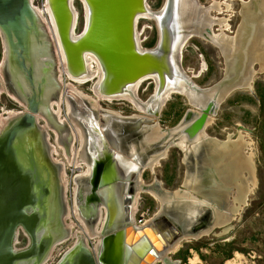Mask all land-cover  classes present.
<instances>
[{"label":"water","instance_id":"1","mask_svg":"<svg viewBox=\"0 0 264 264\" xmlns=\"http://www.w3.org/2000/svg\"><path fill=\"white\" fill-rule=\"evenodd\" d=\"M82 1L84 25L73 37L70 0H48L68 76L78 82L90 79L95 72L88 70L85 54H92L100 73L94 93L128 99L147 115L102 109L66 86L67 115L81 136L76 164L85 162L88 168L74 179V205L89 235L99 240L94 251L78 233V241L57 264H154L157 259L179 264L167 257L168 250L183 237L196 238L229 223L247 199L242 135L237 130L220 141L207 136L204 127L230 92L251 88L252 75L264 71V0H240L241 21L234 36L222 32L229 27L224 17L208 14L209 9L221 12L214 0L207 7L198 0H165L156 13L146 8V0ZM139 15L157 22L154 49L139 47ZM214 23L220 29L216 34L211 30ZM45 28L31 0H0V31L7 49L2 68L6 80L0 89L26 108L0 126V264H42L51 247L70 233L63 221L66 183L59 179L64 165L54 160L45 128L56 133L69 164L74 136L66 120H59L62 82ZM191 34L209 39L223 55L225 72L209 88L197 87L182 72L180 53L178 61L179 47ZM255 62L257 71L252 68ZM145 76L155 79L156 89L141 103L135 88ZM169 91L185 93L192 109L176 127L161 129L159 107ZM52 102L57 111L51 109ZM170 145L183 152L182 184L174 192L163 190L156 179L143 185L142 169L152 170ZM100 206L105 216L95 232ZM19 231L28 238L23 248H16Z\"/></svg>","mask_w":264,"mask_h":264},{"label":"rangeland","instance_id":"2","mask_svg":"<svg viewBox=\"0 0 264 264\" xmlns=\"http://www.w3.org/2000/svg\"><path fill=\"white\" fill-rule=\"evenodd\" d=\"M203 5H209L213 0H198ZM218 1L221 12H212L214 17H224L229 28L225 34L234 36L237 25L241 21L239 9L240 0H214ZM247 1V0H242ZM147 5L152 11L159 10L164 0H146ZM45 0H32L33 7L42 9ZM74 7L78 12V22L75 29L76 34L81 32L84 25V5L79 1H74ZM136 28L140 33V41L143 48L149 49L155 46L157 42L156 24L147 19H139ZM217 26L214 31L217 33ZM152 44V45H151ZM54 46V57L57 71L59 74V60ZM181 65L188 76L192 77L194 83L199 87H209L222 78L224 72V59L220 51L210 43L199 38H190L181 49ZM5 52L2 39L0 37V67L4 64ZM203 66V67H202ZM257 69V67H256ZM62 91L60 95L65 99V85L69 80L65 75L62 76ZM264 85V72L256 73L251 82V88L236 89L220 103L216 112V117L206 126L205 133L209 137H215L217 140L225 141L227 134H236L239 130L242 139L245 141L244 153L251 157L255 170L254 186H250L251 191L247 197V203L240 209L236 216L225 226L215 228L213 233L203 236L199 239L181 241L180 246L174 252L169 254L171 260H180L179 264H187L188 259L195 252L204 264H225L228 260L233 259L236 253L242 254L240 259H235V264H264V113L262 112L260 97L256 93L257 85ZM82 93L93 96L90 91L91 82L75 85ZM155 85L152 81H144L138 90L141 100H146L154 92ZM103 108L115 110L121 115H132L139 113L131 104L126 101L118 100L113 103H102ZM57 111V105L53 107ZM60 115L59 120L63 118L72 127L65 102L59 103ZM191 109L187 100L178 94H173L162 106L159 116L157 117L161 129L174 128L180 121L184 113ZM24 111L16 101L12 100L5 94L0 95V117H6L11 113ZM68 120V121H67ZM43 126L44 120L39 121ZM72 125V126H71ZM47 130V129H46ZM48 131V141L54 146L51 154L53 158L58 157L63 165L64 171L61 175L70 180L77 175L75 167L69 165L63 154L62 147H58L55 142V133ZM77 146L73 143L72 150ZM73 155V153H72ZM55 156V157H54ZM183 152L178 147H170L166 156L156 162L152 171L145 169L142 173V179L145 185H150L156 179L163 190L174 192L182 184L185 176V165L182 162ZM73 157L71 156V160ZM71 163V162H70ZM247 177V174H244ZM64 181V179H63ZM73 184H66V206L69 213L73 201ZM68 217V216H67ZM65 217V223L69 226L74 219L71 215ZM70 223V224H69ZM75 228L80 226L74 221ZM74 239L69 238L60 243L46 264H57L61 255L70 247ZM94 239L89 240L88 245L93 246ZM28 243L25 233L19 231L16 239V248H23ZM237 260V261H236ZM239 261V262H238ZM161 264V263H157Z\"/></svg>","mask_w":264,"mask_h":264},{"label":"bare ground","instance_id":"3","mask_svg":"<svg viewBox=\"0 0 264 264\" xmlns=\"http://www.w3.org/2000/svg\"><path fill=\"white\" fill-rule=\"evenodd\" d=\"M32 1V0H31ZM74 1L75 0H70V2H71V6H73V19H74V28H76V26H77V22H78V17H77V20L75 21V16L76 15H78L77 13V10L75 9V7H74ZM83 5H84V2L82 1V0H79ZM164 3H165V0H164ZM164 3H163V5H162V7L159 9V10H157V11H152L151 9H150V7L147 5V2L145 3V6H146V8L150 11V12H152V13H156V12H159L163 7H164ZM198 3H199V5H203V4H201L200 3V1H198ZM210 5V4H209ZM208 5H203V7H207ZM35 9H36V11L39 13V15H40V17H41V20H42V22H43V25L44 26H46V28H45V30H46V32H47V35H48V37H49V40H50V42H51V45H52V47H53V52H54V46H55V48H56V54H57V57H58V60H59V62H58V64H59V66H60V68H59V74H58V79L61 81V79H62V76L63 75H65L66 77H67V79L69 80V83H67L66 85H65V91H66V86H69V87H71V88H73L74 90H76V91H78L79 93H81V94H84V93H82L81 91H79L78 89H77V87L75 86V85H77V86H79V85H81V84H85V83H88V82H91V86H90V91L92 92V94H93V96H88V95H86V94H84V95H86V96H88V97H90L91 99H93V100H95L96 102H97V104L99 105V107L100 108H102V109H107V108H103L102 107V103L104 104V103H113L114 101H116V102H118V100L120 101V100H122L123 102L124 101H126V102H128L129 104H131V106L136 110V111H138L139 113H136V114H138V115H142V116H146L147 115V113H144V112H142V111H139V110H137V108H136V106H135V104L132 102V101H130V100H128V99H125V98H113V99H107V98H104V97H101V96H98L97 94H95L94 93V91H93V86L95 85V83L98 81V79H99V75H100V73L99 72H96V71H98V69H99V66H98V63H97V61H96V59H95V57L92 55V54H85V59L87 60V67H88V70L90 71V72H95L94 73V75L90 78V79H88V80H86V81H84V82H78V81H75V80H73L71 77H69L68 76V74H67V71H66V68H65V65H64V61H63V55H62V48H61V42H60V38H59V35H58V32H57V28H56V25H55V23H54V20H53V18H52V15H51V12H50V8H49V6H48V0H45V4L43 5V8L42 9H38V8H36V7H34ZM214 11H217L216 9H209L208 10V14L210 15V16H212V17H214L213 15H212V12H214ZM218 12V11H217ZM219 13V12H218ZM240 15V14H239ZM241 16V15H240ZM139 19H147V20H151V21H153L155 24H156V28H157V33H158V37H157V42H156V44H155V46L153 47V48H151V49H154L156 46H157V44H158V41H159V29H158V25H157V22H156V20L153 18V17H149V16H146V15H139V16H137V18H136V21H135V30H136V34H137V38H138V43H139V47H140V49H142V50H148V49H146V48H143L142 47V45H141V41H140V33H139V31L137 30V28H136V24H137V21L139 20ZM227 23V22H226ZM214 26H217L218 28H219V24H217V23H214V24H212L211 25V30H212V33L213 34H216V32L214 31ZM229 27H227V29H228ZM227 29H222V32L225 34V32H226V30ZM75 30V29H74ZM218 30V32H220V29H217ZM217 32V33H218ZM78 36V34H76V32L73 34V37H77ZM0 37H1V39H2V42H3V46H4V52H5V58H6V55H7V49H6V45H5V41H4V39H3V36H2V33H1V31H0ZM193 37H195V38H199V39H201V40H203V41H205V42H207V43H210V44H212L213 46H215L219 51H220V53H221V50H220V48L215 44V43H213L212 41H210L209 39H207V38H205V37H203V36H201V35H199V34H191V35H189L187 38H185L184 39V41L181 43V45H180V47H179V50H178V61H179V58H180V56H179V53L180 54H182L181 53V49H182V47H183V45L190 39V38H193ZM221 55H222V53H221ZM223 56V55H222ZM3 61H5V59L3 60ZM4 65V64H3ZM3 65L0 67V82H5V80H6V77H5V74H4V71H3ZM182 66V65H181ZM203 67V66H202ZM256 67H257V69H256ZM252 68H253V70H255V71H257L258 70V68H259V63L258 62H255V63H253V65H252ZM182 70V72L194 83V81H193V79H192V77H197V76H192V77H190V76H188L187 75V73L183 70V68L181 69ZM224 72H225V64H224ZM262 72H264V71H262ZM57 73H58V71H57ZM256 73H260V72H255L253 75H252V79H253V77H254V75L256 74ZM251 79V80H252ZM152 81L153 82V84L155 85V87H154V92H155V89H156V83H155V79L152 77V76H145V77H143V78H141L139 81H138V83H137V85H136V88H135V95H136V97H137V99L141 102V103H145L147 100H148V98L146 99V100H141L140 98H139V95H138V90H139V87H140V85L144 82V81ZM249 83H251V81L249 82ZM195 84V83H194ZM196 85V84H195ZM214 84H212L211 86H213ZM197 87H199L198 85H196ZM211 86H209V87H211ZM209 87H199V88H203V89H205V88H209ZM242 88H249V87H241L240 89H242ZM61 91H62V87H61ZM154 92L151 94V95H153L154 94ZM61 93V92H60ZM1 94H5V95H7L8 97H10L12 100H14V101H16L17 103H19L21 106H23V108L24 109H26L25 107H24V105L18 100V99H16L14 96H12L11 94H9L7 91H5L4 89H0V95ZM173 94H178V95H181V96H183L186 100H187V102L189 103V106H190V108L192 109V105L190 104V102H189V100H188V97L186 96V94L185 93H181V92H178V91H169L168 92V94L161 100V103H160V107H159V112L158 113H160V110H161V108H162V106L165 104V102L173 95ZM151 95H149V97L151 96ZM60 96V102L59 103H63V102H65V107H66V111L68 112V106H67V102H66V99H64V98H62L61 96L62 95H59ZM53 105H57L55 102H52L51 103V109L53 110V111H55L54 109H53ZM58 108V107H57ZM108 110H110V109H108ZM113 111V110H112ZM66 112V113H67ZM114 112H116V113H118V114H120L119 112H117V111H115L114 110ZM12 115H14V113H11V114H9L8 116H6V117H3V116H1L0 117V126H1V124L4 122V120L6 119V118H8L9 116H12ZM59 115H60V113H59ZM68 116V115H67ZM36 118H37V120H38V122L40 121V120H44L40 115H38V114H36ZM69 118V117H68ZM70 120V119H69ZM45 121V120H44ZM68 121V120H67ZM69 122V121H68ZM67 122V123H68ZM71 122V121H70ZM181 122V121H180ZM46 123V122H45ZM72 123V122H71ZM40 124V123H39ZM157 124H158V120H157ZM179 124V123H178ZM177 124V125H178ZM209 124V123H208ZM207 124V125H208ZM46 125V124H45ZM73 125V124H72ZM71 125V126H72ZM176 125V126H177ZM206 125V126H207ZM41 126V125H40ZM158 126H159V124H158ZM175 126V127H176ZM206 126L204 127V133H205V128H206ZM41 127H43V126H41ZM46 127V126H45ZM161 127V126H160ZM159 127V128H160ZM49 129V130H52V129H50V128H48V127H46L45 128V131H46V134L48 135V131L47 130ZM70 130H71V132H72V134H73V136H74V141H75V143H77V146L75 147V148H73V150H72V153H73V155H71L72 157H73V159L70 161L71 163V165H73L74 167H75V172L77 173V175H80V174H85L86 172H87V164L85 163V162H79V163H77L76 164V157H77V151H78V149H79V147H80V145H81V136H80V133H79V130H78V128L76 127V126H72V127H70ZM53 131V130H52ZM239 131V130H238ZM54 132V131H53ZM55 133V132H54ZM206 134V133H205ZM55 136H56V133H55ZM49 142V141H48ZM55 142H56V140H55ZM56 145L58 146V144H57V142H56ZM246 146V144H244V146H243V148H242V151H243V154H244V156H245V165H244V168H243V175L244 174H247V177L246 176H244V178H245V180H246V183H247V189H248V194L250 193V191H251V188H250V186H254L255 184H256V180H255V170H254V166H253V163H252V161H251V157L250 156H246V154L244 153V147ZM59 147V146H58ZM170 147H178V146H176V145H170V146H168L167 147V150H168V148H170ZM54 148V147H53ZM53 150V149H52ZM51 150V151H52ZM167 153V152H166ZM64 154V153H63ZM65 156V155H64ZM166 156V155H165ZM164 156V157H165ZM55 157V156H54ZM66 157V156H65ZM164 157H161V158H159L158 160H160V159H162V158H164ZM54 160H56V161H60V159L58 158V157H55L54 158ZM67 160V159H66ZM157 160V161H158ZM156 161V162H157ZM68 162V161H67ZM156 162L153 164V167H154V165L156 164ZM159 162V161H158ZM69 163V162H68ZM69 164V165H70ZM156 166V165H155ZM153 167H152V169H153ZM145 169H149V170H151V168L150 167H148V166H146V167H144L143 169H142V171H141V173H140V177L142 176V173H143V171L145 170ZM64 171V170H63ZM152 171V170H151ZM63 174V173H62ZM61 174V175H62ZM60 175V177H59V179H61L62 181H63V179H64V183H66L67 185L69 184V181H70V183H72L73 184V193H72V195H73V201H72V204H71V207L69 206V213H67V215L65 216V217H67V218H69V216L71 215V217H72V219H74V221H77L78 223H79V225L80 226H78V227H76L75 228V223H74V221L72 220V222H71V224L68 226L69 228H70V233H69V235L67 236V237H65V238H63V239H60V240H58L52 247H51V250H50V252H49V255H48V257L50 258V256H51V254L53 253V251L55 250V248L60 244V243H62L63 241H66L67 239H69V238H73L74 240L72 241V243L69 245L70 247L67 249V250H69L71 247H72V245L74 244V243H76L77 241H78V233H80L83 237H85V240L87 241V242H89V240H92V239H94V243H93V246H91V248H92V250H94L95 251V244L98 242V240H99V238L97 237V236H90L89 235V233L87 232V230L85 229V227L83 226V224L81 223V221L79 220V218H78V216H77V213H76V209H75V205H74V192H75V189H76V183H75V177L77 176V175H75V176H73L70 180H68L67 179V177L66 176H64V178H62V176ZM141 183L143 184V185H145L144 184V182H143V179H142V177H141ZM248 194H247V197H248ZM247 203V199H246V202L244 203V205ZM243 205V206H244ZM103 209H104V211H105V207L104 206H100L99 207V210H100V218H99V221H98V223H97V225H96V227H95V232H99L100 230H101V228H102V225H103V220H104V216H105V212L103 211ZM104 212V213H103ZM65 219V218H64ZM63 219V221L65 222V220ZM233 219V218H232ZM231 219V220H232ZM230 220V221H231ZM228 224V223H227ZM227 224H225V225H227ZM225 225H223V226H225ZM223 226H220V227H223ZM215 228H218V227H214L209 233H206V234H201L200 236H198V237H196V238H194V237H183V238H181L180 239V241L173 247V248H171L170 250H168L167 251V253H166V255H167V257L169 258V254H171V253H174L177 249H178V246H180L179 244H180V242L181 241H188V240H191V239H199V238H201V237H203V236H207L208 234H210V233H213V231H214V229ZM66 250V251H67ZM65 253V252H64ZM63 253V254H64ZM48 257L43 261V263L42 264H46V261L48 260ZM242 257V254H240V253H236L235 254V256H234V258L233 259H230V260H228L225 264H235V259H240ZM170 259V258H169ZM171 260V259H170ZM237 261V260H236ZM239 262V261H238ZM157 263H161V264H164V262H163V260L162 259H157L155 262H154V264H157ZM187 264H204V262L203 261H201L200 260V258L198 257V255H197V253H193L192 255H191V257L188 259V262H187Z\"/></svg>","mask_w":264,"mask_h":264},{"label":"trees","instance_id":"4","mask_svg":"<svg viewBox=\"0 0 264 264\" xmlns=\"http://www.w3.org/2000/svg\"><path fill=\"white\" fill-rule=\"evenodd\" d=\"M153 47H151V48H153ZM151 48H149V49H151ZM255 89H256L257 95L260 97L262 112L264 113V85L261 87V85L258 84ZM262 144H264V140H262ZM263 149H264V147H263Z\"/></svg>","mask_w":264,"mask_h":264},{"label":"flooded vegetation","instance_id":"5","mask_svg":"<svg viewBox=\"0 0 264 264\" xmlns=\"http://www.w3.org/2000/svg\"><path fill=\"white\" fill-rule=\"evenodd\" d=\"M152 83H153V82H152ZM60 104H61V103H60ZM54 106H56V105H53V107H54ZM24 110H25V109H24ZM45 126H46V125L44 124L43 127H45ZM103 211H104V209H103ZM104 212H105V211H104ZM104 212H103V213H104Z\"/></svg>","mask_w":264,"mask_h":264}]
</instances>
